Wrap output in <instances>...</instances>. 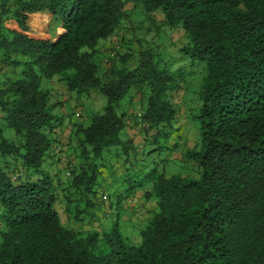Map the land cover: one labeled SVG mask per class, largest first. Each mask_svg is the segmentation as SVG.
<instances>
[{
  "label": "trees",
  "instance_id": "obj_1",
  "mask_svg": "<svg viewBox=\"0 0 264 264\" xmlns=\"http://www.w3.org/2000/svg\"><path fill=\"white\" fill-rule=\"evenodd\" d=\"M130 1L125 8L127 0H0V122L14 135L7 142L0 129V264H264V0ZM155 13L161 26L182 32L184 54L203 64L193 95L198 141L180 156L198 176L151 169L143 198L155 206L129 244L116 219L73 229L55 206L65 204V212L71 201L61 195L77 193L82 207L66 215L94 220L103 156L112 146L130 148L118 137L125 96L139 104L152 141L168 138L171 98L184 85L159 48L134 36L142 19L127 30L130 50L120 53L113 41L107 67L94 62L99 41ZM44 81L104 98L86 125L71 123L63 180L51 173L60 162L53 129L61 117L52 114L58 103Z\"/></svg>",
  "mask_w": 264,
  "mask_h": 264
},
{
  "label": "rangeland",
  "instance_id": "obj_2",
  "mask_svg": "<svg viewBox=\"0 0 264 264\" xmlns=\"http://www.w3.org/2000/svg\"><path fill=\"white\" fill-rule=\"evenodd\" d=\"M128 7H131L130 0H127V4L125 5V8ZM130 19L131 22L126 21L122 23L119 30L116 31L113 41H118L120 43V53H123L128 49L130 50V45L125 42L130 38V33L128 32L127 34V30L129 31V29H133V25L139 27L137 24L138 19H142L140 28L134 33V36L137 39L141 38L144 40L145 43L142 45L143 47H147V43L151 42V46L159 48L158 52L161 59L170 65L173 70H176L182 78L184 89L181 91L182 97L179 99V103L182 106L183 115L181 121L176 122L174 129L173 122L168 130L169 136L166 140L161 138H157L155 141L151 142L148 140V142L143 144V148H140V145L135 144V147L132 146L133 149L129 148L126 151H123L122 146L120 145L112 146L108 149L109 154L103 156V166L99 169V177L101 176V178L100 180L98 178L96 188L93 190V193L96 194V200L98 199V204L93 206L89 212L92 213V215L96 212V220L101 218L104 221H108V226L110 225V222L115 219V214H117L119 216V219H116L119 230L124 226L121 222L126 221L124 217H128L125 211V205L134 192V189H132V193H130L129 189L131 188V185L133 186L134 184H137L135 188H138L139 190L147 189L149 185L146 175L151 169H154L156 173H163L169 176L179 175L189 178H196L198 176L197 169L190 160L183 157L178 160L172 159L175 151L170 146V143H173L176 148L180 149L179 156H181L185 150L192 149L197 144L198 123L194 119L196 109L194 107L195 98L193 95L198 84L197 81L203 74V64L191 61L188 56L184 54L182 50V45L184 44L182 32L179 29H169L161 26L159 24L161 23V17L159 14H153L149 20L142 16ZM121 39H123V43L120 42ZM154 40L156 43L153 42ZM96 61L97 59L94 60L95 64ZM45 83L46 81L42 82V88ZM47 89L50 90V88ZM56 94L53 93V96L50 97V102L59 104L55 106L54 114L57 117H61L65 122H78V120L73 117L74 110L80 111L82 120L85 121L92 114L100 113L104 104V98L101 95L99 96L100 106L98 107V103L97 107H91V99L88 94L77 96L74 93L66 92V97L73 100V104L68 101H62V97ZM129 103L130 102H128L126 96L122 98L118 103L116 113L119 114L120 112H123L126 114L128 108H131L133 101L131 102L132 104ZM173 106L175 108V113H178L179 110L177 105L173 104ZM59 123H62V121ZM0 126V129H2L1 138L7 142H14L12 131L8 128H4L2 122H0ZM118 137L123 139V132H120ZM131 162L134 163V166L131 165ZM117 167L121 169L120 172L115 171ZM65 171L60 169V172H58L56 176L63 179V177H65ZM63 197H68L71 201L70 204L67 205L68 209L65 213V204H57L55 206L56 212L58 213L62 225L66 227L71 226V228L74 229L75 223H73V220H71L66 214H72L75 206L78 207V209L82 207L81 201H79L81 198L77 196V193L75 194L73 192L70 195L64 193L61 195V199H63ZM101 198L103 199L102 201L100 200ZM89 199L93 200V195H90ZM99 212L101 213V216L99 215ZM137 228L138 227L124 234L128 239L129 244L137 242L138 232L142 227Z\"/></svg>",
  "mask_w": 264,
  "mask_h": 264
},
{
  "label": "crops",
  "instance_id": "obj_3",
  "mask_svg": "<svg viewBox=\"0 0 264 264\" xmlns=\"http://www.w3.org/2000/svg\"><path fill=\"white\" fill-rule=\"evenodd\" d=\"M114 38H115V36H111L110 38H108L106 40L99 41L95 47V49H97V51H98V54L96 56V59H97L96 64H98V67L101 70H103L107 67V64L105 62L106 61L105 56L108 55L107 52L111 48V43L113 42ZM126 67L131 69L133 67V63L127 62ZM5 71H7V68ZM43 88L44 89L50 88V90L47 89L50 92V97L53 96V93L54 94L57 93L56 95H60L62 97V101H65V102L68 101L69 103L73 104V100L68 99L66 97V91H65L63 85L60 84L59 82L47 81L44 84ZM88 96H90V99H91V102H90L91 107H97L98 103H99L98 107L100 106V100H99L100 95L99 94H97L93 91H89ZM181 97H182L181 92L180 93L178 92L177 94H174L171 98V103L176 104L177 108L179 110L178 113H175V117H174L175 120H174L173 129H174L176 122H179L182 119L183 110H182V106L179 103L180 102L179 99ZM57 105H59V104H57ZM59 107H61V106H59ZM140 113H141L140 106L135 100L133 101L131 108H128V111L126 112V114H124L123 112L119 113V114L123 115V121L125 123L124 128L121 130V132H123V134H124V138L123 139L119 138V139L122 143H125V142L128 143V145L131 149H133L132 146L135 147V144H138V145H140V148H143V144L148 142V140H150L149 142H151L152 136L154 135L153 132L145 130V126L140 121ZM52 114L55 115L54 109L52 111ZM73 117L75 119H77L78 122H80L84 125L87 124V120H85V121L82 120V116H81L80 111L74 110L73 111ZM61 121H62V123H60L58 127L53 129V133L59 134V142H60L62 148H61V153L58 155L56 154L57 157L59 156L60 162L56 165L53 164L54 167L51 170L52 175L55 173L58 174V172H60V169L65 171V165L68 164V161L70 159L69 151H70V145H71L72 141H71V138L69 137V135L71 134L72 125L67 120H66L67 122L63 121L62 118H61ZM63 131H64V133H63ZM170 146L175 151V153H173L172 159L173 160L180 159V156H179L180 155V149L176 148L173 145V143H170ZM124 151H126V150H124ZM108 154L109 153H106V155H108ZM54 157H55V155H54ZM133 162H131L132 166H134ZM57 169L59 170L58 172H57ZM115 171L120 172L121 169L119 167H117ZM65 173H64V175H65ZM99 173H100V170H99ZM100 178H101V176L99 177V180H100ZM63 179H64V177H63ZM146 190L147 189L139 190L138 188H135L134 192L132 193L130 200L127 201V204L125 205V209H126L125 211H126V214L128 215V217H124V219L126 221L121 222L124 226H122L120 228V231L123 234V236L127 232L132 231L136 227L141 226L143 224V222L146 220V218L148 217L149 213L154 209V206H155L154 201L151 199L145 200L143 198V192ZM102 200L103 199L101 198V201ZM93 201H94L95 205L98 204V199L96 200V198H95ZM93 215L96 216V212ZM99 215L101 216L100 212H99ZM115 219H119V216L117 214H115ZM111 222H113V221H111ZM116 222H117V220H116ZM99 225H103L106 227L108 225V221H104L101 218H98V220H96V217H95L94 220L92 222H90V224H88V223H82V224L81 223L80 224L75 223L74 227L76 229H82V230H89L90 228L97 230V229H99ZM117 225H118V223H117Z\"/></svg>",
  "mask_w": 264,
  "mask_h": 264
},
{
  "label": "built area",
  "instance_id": "obj_4",
  "mask_svg": "<svg viewBox=\"0 0 264 264\" xmlns=\"http://www.w3.org/2000/svg\"><path fill=\"white\" fill-rule=\"evenodd\" d=\"M116 48H117V45L115 44L114 47H113V49H116ZM111 55H112V54H110V56H111Z\"/></svg>",
  "mask_w": 264,
  "mask_h": 264
}]
</instances>
